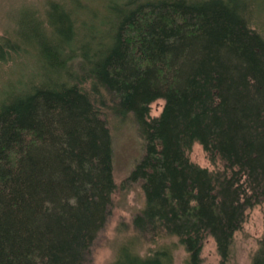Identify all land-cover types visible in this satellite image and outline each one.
Listing matches in <instances>:
<instances>
[{"label":"trees","instance_id":"16d2710c","mask_svg":"<svg viewBox=\"0 0 264 264\" xmlns=\"http://www.w3.org/2000/svg\"><path fill=\"white\" fill-rule=\"evenodd\" d=\"M80 1L46 0L42 18L23 8L0 37L1 61L38 55L43 77L0 96V264H84L113 193L135 185L146 204L114 264H173L171 246L135 248L162 237L203 264L210 236L228 261L247 209L264 202V32L251 20L264 0L114 1L100 27L80 21ZM109 114L143 138L121 185ZM194 143L224 170L192 161ZM252 264H264V236Z\"/></svg>","mask_w":264,"mask_h":264},{"label":"rangeland","instance_id":"374dc122","mask_svg":"<svg viewBox=\"0 0 264 264\" xmlns=\"http://www.w3.org/2000/svg\"><path fill=\"white\" fill-rule=\"evenodd\" d=\"M45 1L0 0V37L7 27L10 29L18 27L17 21H13L12 18L13 15L18 16L19 10L23 8L29 7L37 10L41 13H39V17L42 18ZM114 1L119 3L125 0H81L80 4L83 6V10L80 11V21H90L100 27V24L110 16V12L107 9L108 4L114 3ZM85 5L88 7L85 8ZM89 6L96 10L94 15H92L94 19L89 15L91 14ZM256 8L259 7L254 8L255 11L251 20H253V25L257 29L264 32V10L260 12ZM44 23L46 28H48L49 24L47 21ZM108 29L109 26H103L101 30L108 32ZM95 40H100V36H97ZM105 40L106 38H104ZM36 57L21 56L16 60H0V96L5 89H8L11 83H19L20 81H17V79L19 80L21 77H23L24 85L36 83L39 78L43 79L40 76L42 69H38L39 66H37L36 61L39 57L38 55ZM164 104V99H157L152 102L150 104V116L152 118L159 116ZM107 118L113 136L114 179L118 185H121L143 155V138L140 136L137 125L132 119L119 121L111 114ZM188 154L192 161L202 167L208 168L210 171L218 172L224 170L222 161L218 157L213 158V160L212 156L208 154L200 143H194ZM112 200L113 203L108 221L98 233L84 264H114L121 258V247L135 239L133 216L146 204L144 191L139 185L131 188H121L118 186L112 195ZM263 236L264 202L247 209L241 228L234 234L232 252L228 261L222 262L214 238L210 236L206 238L202 250L203 264H252L253 255L258 248L259 240ZM165 246H171L172 248L173 264H188L189 254L185 246L178 243L176 237H162L155 242L142 240V242L136 243L135 248L141 254L147 255Z\"/></svg>","mask_w":264,"mask_h":264}]
</instances>
